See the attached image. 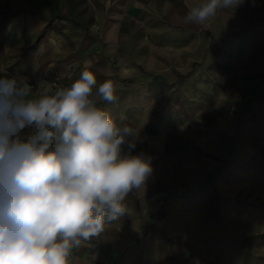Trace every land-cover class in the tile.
<instances>
[{
  "label": "crops",
  "instance_id": "crops-1",
  "mask_svg": "<svg viewBox=\"0 0 264 264\" xmlns=\"http://www.w3.org/2000/svg\"><path fill=\"white\" fill-rule=\"evenodd\" d=\"M81 1L0 0V78L70 86L90 61L151 161L70 264H264V0L203 24L181 18L204 0Z\"/></svg>",
  "mask_w": 264,
  "mask_h": 264
},
{
  "label": "clouds",
  "instance_id": "clouds-1",
  "mask_svg": "<svg viewBox=\"0 0 264 264\" xmlns=\"http://www.w3.org/2000/svg\"><path fill=\"white\" fill-rule=\"evenodd\" d=\"M241 3L204 0L181 19L203 24ZM114 91L112 80L97 86L90 61L70 86L39 96L25 79L0 78V264H70L143 189L152 167L132 154L139 130L99 106Z\"/></svg>",
  "mask_w": 264,
  "mask_h": 264
},
{
  "label": "rangeland",
  "instance_id": "rangeland-1",
  "mask_svg": "<svg viewBox=\"0 0 264 264\" xmlns=\"http://www.w3.org/2000/svg\"><path fill=\"white\" fill-rule=\"evenodd\" d=\"M84 3H85L84 0H82L81 2H79V5L85 6ZM81 16L83 18H86V16H88V12L86 10H84L83 12H81ZM41 76H44L46 80L43 82L42 81L40 82L39 80L34 79V80H31V82H28L29 85L31 86V92L33 95L39 96L45 89H47L49 92H53L58 87L64 86L63 81L61 80V78L57 74H53L52 72L48 71L45 73L44 72L41 73ZM251 195L252 194L249 193L247 196H251ZM246 198H251V197H246ZM255 199H256V197H254V200ZM73 254H74V250H72V255ZM114 262H113V264H121L120 259L115 260Z\"/></svg>",
  "mask_w": 264,
  "mask_h": 264
}]
</instances>
